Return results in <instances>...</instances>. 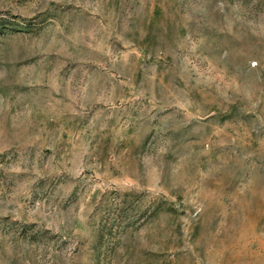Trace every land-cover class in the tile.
Segmentation results:
<instances>
[{
  "label": "rangeland",
  "instance_id": "rangeland-1",
  "mask_svg": "<svg viewBox=\"0 0 264 264\" xmlns=\"http://www.w3.org/2000/svg\"><path fill=\"white\" fill-rule=\"evenodd\" d=\"M0 264H264V0H0Z\"/></svg>",
  "mask_w": 264,
  "mask_h": 264
}]
</instances>
